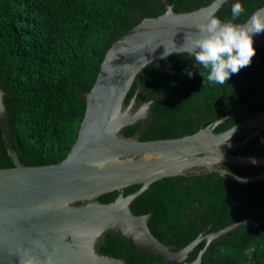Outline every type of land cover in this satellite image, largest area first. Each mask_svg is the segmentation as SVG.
Listing matches in <instances>:
<instances>
[{"label":"trees","instance_id":"obj_1","mask_svg":"<svg viewBox=\"0 0 264 264\" xmlns=\"http://www.w3.org/2000/svg\"><path fill=\"white\" fill-rule=\"evenodd\" d=\"M152 0H0V89L7 111L8 131L18 158L25 165H47L61 160L77 121L84 85L96 53L113 36L135 25L139 13L155 17L162 6ZM174 12L197 0H168ZM228 0L215 11L221 21H244L264 0H239L245 9L237 19ZM249 66L232 74L223 85L209 83L206 70L187 52L146 64L129 87L123 105L155 98L147 110L146 125L120 129L139 140L175 138L193 133L225 115L222 122L241 121L264 109V46H255ZM188 69L194 73L187 75ZM199 71L205 72L202 77ZM232 126V125H231ZM227 126L225 129L231 127ZM224 129V130H225ZM248 131H239V140ZM232 154L264 157V125ZM239 176H253L264 167L225 164ZM135 184L122 191L126 195ZM135 215L148 213L150 233L179 249L203 228L214 232L234 221L251 218L209 242L199 264H264V179L236 181L214 172L161 178L149 184L129 203ZM197 243L186 261L202 248ZM97 253L125 264H167L155 255L130 251L119 238L100 237Z\"/></svg>","mask_w":264,"mask_h":264},{"label":"water","instance_id":"obj_2","mask_svg":"<svg viewBox=\"0 0 264 264\" xmlns=\"http://www.w3.org/2000/svg\"><path fill=\"white\" fill-rule=\"evenodd\" d=\"M217 4L218 0H202L174 12L164 1L161 14L137 15L135 25L98 50L84 90H74L82 97L75 130L64 157L53 164L25 165L19 160L0 89V264H125L95 251L100 237L119 238L130 251L155 255L167 264H199L210 241L240 224L252 223L245 218L208 233L200 225L203 230L196 237L172 250L150 233L148 213L135 215L129 209L131 200L165 177L214 172L236 181L264 179V169L239 176L223 167L229 163L264 167V157L229 152L257 134L264 125V109L241 121L222 122L232 114L225 115L175 138L139 140L120 134L125 126L146 124L155 99L140 101L132 111L133 98L123 105L140 70L156 59L183 53L181 45L197 35L198 27L219 8ZM260 10L264 4L236 24ZM252 40L254 47L264 46V32L254 34ZM141 88L136 83L133 96ZM243 129L248 131L245 136L233 139ZM135 184L138 188L122 194ZM200 241H204L202 248L186 261Z\"/></svg>","mask_w":264,"mask_h":264},{"label":"clouds","instance_id":"obj_3","mask_svg":"<svg viewBox=\"0 0 264 264\" xmlns=\"http://www.w3.org/2000/svg\"><path fill=\"white\" fill-rule=\"evenodd\" d=\"M223 3L224 0H218L217 8ZM230 7L233 20L245 12L239 0ZM262 32L264 10L253 13L243 24L221 22L212 13L198 27L197 35L182 44L181 49L193 57L200 68L206 70V79L209 83L223 85L232 74L250 65L255 55L252 36ZM186 71L189 78H193V71L191 69ZM199 73L205 77V72Z\"/></svg>","mask_w":264,"mask_h":264},{"label":"flooded vegetation","instance_id":"obj_4","mask_svg":"<svg viewBox=\"0 0 264 264\" xmlns=\"http://www.w3.org/2000/svg\"><path fill=\"white\" fill-rule=\"evenodd\" d=\"M164 1H166L167 4H168V5L171 7V9H172V6L169 4L168 0H152L151 3L157 4V5H161V6H162V12H163V2H164ZM200 1H202V0H197V2H200ZM232 1H234V0H232ZM195 3H196V2H195ZM195 3H194V4H195ZM227 3H228V0H226L223 4H227ZM191 5H193V4H191V3L188 4V7L191 6ZM220 7H221V5L219 6V8H220ZM254 7H255V6H254ZM254 7H253V8H254ZM219 8H218V9H219ZM179 11H180V10H179ZM249 14H250V13H249ZM137 15H140V14H139V13H136V14H135L136 18H137ZM140 16H141V15H140ZM142 17H143V16H142ZM137 20H138V18H137ZM138 90H139V89H138ZM138 90H137V92H138ZM134 91H135V90H134ZM137 92L135 93L134 96L132 95V97H130V98H133V102H132V105H131L130 111H132L133 109H135V108L138 106L139 102H140V101L137 102V101H135V99H134L135 96H136V94H137ZM146 100H147V99H146ZM127 101H128V100H127ZM142 101H145V100H142ZM126 104H127V102H126ZM126 104H125V105H126ZM125 105H124V106H125ZM146 120H147V123H148V121H149L148 113L146 114ZM147 123H146V124H147ZM146 124H142V125H146ZM140 125H141V124H140Z\"/></svg>","mask_w":264,"mask_h":264}]
</instances>
